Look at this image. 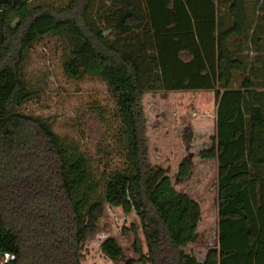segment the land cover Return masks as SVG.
Listing matches in <instances>:
<instances>
[{"label": "trees", "instance_id": "trees-1", "mask_svg": "<svg viewBox=\"0 0 264 264\" xmlns=\"http://www.w3.org/2000/svg\"><path fill=\"white\" fill-rule=\"evenodd\" d=\"M47 35L63 41L66 75L98 76L114 97L120 166L20 109L37 96L25 67ZM200 90L218 105L200 155L218 162L219 237L203 260L185 250L202 209L151 163L143 107L148 92ZM191 170L184 160L180 178ZM106 205L140 220L138 258L113 236L101 243L117 264H264V0H0V257L84 264Z\"/></svg>", "mask_w": 264, "mask_h": 264}, {"label": "rangeland", "instance_id": "rangeland-1", "mask_svg": "<svg viewBox=\"0 0 264 264\" xmlns=\"http://www.w3.org/2000/svg\"><path fill=\"white\" fill-rule=\"evenodd\" d=\"M63 60V41L57 36L47 35L35 44L28 54L25 72L37 96L20 109L47 118L66 142L79 143L95 161L104 153L102 146L111 167L120 166L124 160L114 97L98 76L87 75L77 80L66 75ZM94 107L106 116L105 126ZM143 107L151 163L168 169L176 189L188 194L192 203L202 209L200 237L185 250L203 260L217 246L219 237L218 162L200 155L203 149L213 145L217 133L216 93L210 90L148 92ZM184 160L192 164L186 179L179 176ZM133 226L140 227L136 212L127 214L121 207L106 205L97 233L85 243L84 264H117L101 248L109 236L122 245L126 257L138 258ZM139 234L144 239L141 229ZM0 264H5L4 258L0 257Z\"/></svg>", "mask_w": 264, "mask_h": 264}, {"label": "built area", "instance_id": "built-area-1", "mask_svg": "<svg viewBox=\"0 0 264 264\" xmlns=\"http://www.w3.org/2000/svg\"><path fill=\"white\" fill-rule=\"evenodd\" d=\"M11 259H14V256L9 254V253H6L4 254V260L5 262H7L8 260H11Z\"/></svg>", "mask_w": 264, "mask_h": 264}]
</instances>
